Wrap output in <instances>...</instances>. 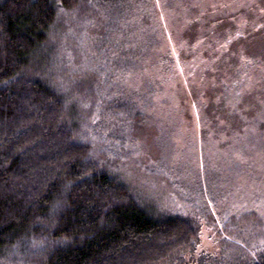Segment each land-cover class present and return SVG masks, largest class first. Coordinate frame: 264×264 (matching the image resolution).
<instances>
[{"label": "trees", "instance_id": "1", "mask_svg": "<svg viewBox=\"0 0 264 264\" xmlns=\"http://www.w3.org/2000/svg\"><path fill=\"white\" fill-rule=\"evenodd\" d=\"M137 3L0 0V264H185L193 252L191 221L143 205L107 171L106 160L90 154L89 141H77L83 126L101 129L104 112L115 118L111 126L145 125L141 112L151 104L146 93H156L153 80L140 87L145 92L122 81L142 69L151 48L152 34L124 50ZM71 16L85 24V43L59 38ZM118 46L121 52H110ZM95 52L106 53L104 61ZM237 75L227 79L240 106ZM257 94L260 101H248L252 112L264 85ZM230 98L223 93L218 101ZM256 130L251 138L263 144L264 127ZM252 264H264V255Z\"/></svg>", "mask_w": 264, "mask_h": 264}, {"label": "rangeland", "instance_id": "2", "mask_svg": "<svg viewBox=\"0 0 264 264\" xmlns=\"http://www.w3.org/2000/svg\"><path fill=\"white\" fill-rule=\"evenodd\" d=\"M135 1L141 7L128 17L124 50L152 34L151 48L142 69L122 81L137 91L153 80L156 93L145 97L151 104H142L145 125L111 126L115 118L104 112L101 129L83 126L77 141H89L90 154L106 160L143 205L191 221L197 237L185 264H252L264 255V143L251 138L264 127V100L255 112L248 103L260 101L264 85V0ZM73 17L59 36L71 46L87 34ZM95 55L101 62L106 53ZM165 56L163 64L153 62ZM234 71L240 106L227 79ZM223 93L233 100L220 104Z\"/></svg>", "mask_w": 264, "mask_h": 264}]
</instances>
